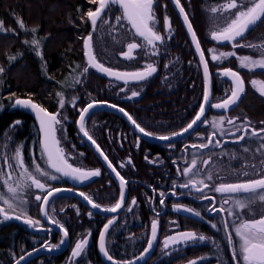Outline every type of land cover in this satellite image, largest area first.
<instances>
[{
  "label": "trees",
  "instance_id": "1",
  "mask_svg": "<svg viewBox=\"0 0 264 264\" xmlns=\"http://www.w3.org/2000/svg\"><path fill=\"white\" fill-rule=\"evenodd\" d=\"M160 1L167 3L175 20L176 33L173 35L171 52L183 56L182 74H184V78L180 79L176 87L168 91L161 90V82L158 79L153 90V95H150L149 98H153V101H158L169 97L171 98L169 104L173 101L177 102L179 110L186 115L181 116L178 121L172 120L170 117L169 121H166L169 127L164 125V128H160L157 116H148L146 118L143 114L134 112L132 117L147 132L164 136L180 131L191 121L194 114L191 112V106L189 105L190 92L197 93L195 96L196 102L201 100L204 82L200 67L197 65L194 52L180 19L168 0ZM207 1L213 0H179L198 38L210 72L213 74L215 68H231L236 70L233 59H229L218 65L209 58V50L215 43L206 38L205 35L207 29L210 27L207 26L208 23L204 10V5ZM95 8L96 3L91 2V0H0V23H2L4 30L0 32V54L1 51L4 52L0 55V68H3V72H0V102L3 103L5 108L0 113V132L16 120L26 119V121L23 120L25 123L34 121L32 117L23 115L18 110L9 111L15 98L31 99L52 114L58 110L55 98L58 89L56 79L62 78L68 73L72 65L84 62V38L91 32V23L86 14L89 11L95 10ZM156 11L160 18L163 12L162 7L158 5ZM20 20H22L26 29H28L27 31L19 27L18 21ZM32 28L37 30L35 34L38 36L41 44L40 55L28 43L32 40L30 31ZM159 28L162 29L161 21H159ZM263 31L264 18L258 21L250 34ZM117 41L122 42L123 39L120 36H116L108 43L110 53L116 51L112 48L119 46ZM176 41H178L177 44ZM10 57H15V59H10ZM105 64L106 67L111 65L110 63ZM239 74L246 86L241 101L233 111L242 110L249 118L256 121H264V97L258 94L250 85L251 80L264 82V71L241 70ZM92 77L98 80V85L104 82V80L94 73L91 74ZM211 80L213 98L220 82L213 76ZM191 83H193V86ZM222 83L230 85L227 80H223ZM173 91H175L174 96L176 98H173L172 95H166V93ZM94 94L96 98L91 102L107 101L112 103L111 98L108 96L101 95L98 92H94ZM81 98L84 100L83 97ZM86 102L88 104V101ZM154 105L159 109L160 117L158 118L164 116L161 113L170 111L172 108V105L169 108L164 107L160 103H154ZM75 107L77 108L65 107V113L69 119L66 130L69 147L71 152L80 154L81 159L80 164L76 161L73 164L75 167H81L82 169L99 168L101 170L100 174L89 185L78 190L87 195L95 204L100 205L101 208H112L119 200V189L96 155L82 142L77 134L75 121L78 117V106ZM198 107L199 105L196 103L193 111H197ZM217 113L222 114V112ZM85 128L111 164L124 178H127L130 170L122 171L118 167L117 162L120 159L119 157L128 156L131 158L133 164V174L130 178L135 181L128 184V199L131 202L135 200V204L133 207L128 206L118 217L117 221L113 222L114 224H112L107 232L105 246L107 238L112 234V230L121 222L125 223L127 231L131 234H138L148 226L151 227L153 221L157 222L158 230L160 227L166 228V224L169 223L168 213L167 209L161 208L160 200L162 196L160 193H164L165 195L173 188L174 184L183 185L190 180H187L183 170L190 165V154L192 155L193 152L199 151L197 148L193 151L188 146L199 130L182 141L165 145L164 151H160L161 145L157 144L149 145L142 142L141 146L135 147V136L131 138L130 131L126 125L115 115L107 111L90 114L85 121ZM215 130L218 131L217 129ZM228 133L231 134V130ZM117 136L121 138V142L118 145L116 144ZM216 137L218 138L217 135ZM237 137H231L228 139L231 140L230 143L220 145L221 151L239 153L238 148L249 141V139L246 137L243 140L244 142L239 143L237 142ZM140 148H143V151ZM248 148H252V144H248ZM148 149H151L153 153H157L156 157L160 161L158 166H152L146 162L145 157L150 158L152 156L149 154ZM30 156L32 160V152H30ZM43 168L49 173L52 172L46 166ZM175 171H178L179 176L175 175ZM159 174H164V176L160 178ZM196 176L197 180H204L206 184L210 185L209 187L215 185L212 180L205 181L206 175L202 172L196 171ZM47 183L52 186V189L68 187L67 182L61 177L53 183L50 181ZM184 193L188 194V191L186 190ZM206 193L207 191L200 192L204 196L207 195ZM202 197L198 194V198ZM178 201L185 206L194 208L196 212L200 213L202 220L184 216L180 217L177 214H173L172 219L177 230L205 235L208 241L202 245L182 248L178 250L177 254L154 263L156 253L154 259H152L153 262L150 258L145 264H181L199 257L203 261L200 264H236L232 253L233 244L238 247V241H236L233 235V224L236 222L238 225L242 221H239L234 214H228L231 205L227 206L225 204V208L222 207L225 211H223V214L218 213L216 218L212 217L205 210L209 205L207 199L195 203L189 198ZM178 201L174 202L177 204ZM171 202V198H168L164 205L167 207ZM217 203L220 206L218 200ZM0 205L7 209L1 203ZM51 209H54L55 216L52 215ZM13 213L20 215L24 219L31 218L33 221L41 219L40 206L37 204L29 206L24 213L18 211ZM156 213L161 214L157 215ZM48 215L52 221H57V224L62 225L67 231L71 246L80 238L89 237L88 245L79 258L83 263H80L78 260L76 264H88L89 261H92L93 264H104L98 250V240L102 229L111 219L91 213L77 199L69 195L60 196L53 200L49 205ZM52 217H55L56 220ZM112 220L114 221V219ZM225 222H227V228H225ZM212 224H216L217 227H211ZM229 233L232 235L233 244L229 243ZM141 235L145 236V234ZM59 239V235L54 231L43 230L33 234L25 225L17 222H6L0 225V259L5 264H11L24 253L41 247L44 243L57 244ZM118 244L120 245V250L107 249V246L106 250L112 258L119 261H128L138 257L147 246L144 247V240L140 236H135L132 240L128 241L118 238ZM11 248L14 249L13 259H9L8 257ZM6 249H8V253H6ZM64 256H41L30 260L26 264H60Z\"/></svg>",
  "mask_w": 264,
  "mask_h": 264
},
{
  "label": "rangeland",
  "instance_id": "2",
  "mask_svg": "<svg viewBox=\"0 0 264 264\" xmlns=\"http://www.w3.org/2000/svg\"><path fill=\"white\" fill-rule=\"evenodd\" d=\"M227 2L228 0H213V1H207L205 3L204 10L206 14V20L208 23L207 26H210L207 29V32L205 35H206V38H208L209 40H212L215 43V45L211 47L210 49H215L216 55H219L220 53H227V52H234L235 55L228 56L227 58H221L219 60H213L212 59L213 53L209 51L210 60L220 65L229 59H233L234 64L236 65V70L231 69V68H228V69H231L238 73H240L241 70H248V71L263 70L264 71V69H261L258 67L252 68V69L243 68L240 66V60H239V58L243 56H250L254 59H260L261 52L264 51V49L253 48V47H233L232 45L236 43V41L222 44L212 39L211 33L213 31L223 28L225 24L230 19L233 18L232 12H235V9L231 10V12L218 11L216 13H213L211 9L220 8L222 5L226 4ZM158 5L162 7V11H163L162 19L158 17V14L156 11ZM97 7H98V3H96V8ZM153 12L155 15L154 30L158 34L161 35L159 31L160 29L159 21H162L163 22L162 26H163V31H164V33L161 35L164 38L163 41L155 42L154 49L152 48V46L146 45V42L143 40V38L135 35V31L132 29V27L130 26L127 20L121 19L119 22L117 21L116 19L117 17L123 16V11L118 4H111L107 8V10L104 13H102L101 18L98 19L95 29H93L91 25L90 34L92 35V45H93L92 50L96 57V60L99 63L103 64L104 66H106L105 63L107 64L110 63L111 65L108 67L118 68L121 71H132V72L143 71L148 64H152L156 68L155 74L157 75L159 74V77H160L159 82H161V90L168 91L176 87L180 79L184 78V74H182L183 56L179 55L178 53L173 54L171 52V43L174 37L173 31H174V27L176 28V26H175L174 17L172 16V13L169 10V7L167 6V3L165 1L154 0ZM165 18H167V21L169 22L168 24L165 23ZM251 30L246 32L243 38H238V42L241 45L251 44V45L264 46V31L260 33L250 34ZM3 31H0V32H3ZM31 36H32V39L34 38L38 39V36L35 33L31 32ZM116 36H120L123 39V41L122 42L117 41L119 46L117 48H112L113 50H116V51H113L112 53H110L109 48H108V43L111 42ZM124 37H127V38H124ZM133 42L141 45V47H138L137 49L133 50L132 52V55L134 57L133 59H128L125 56H123L122 53L127 52L128 51L127 44L133 43ZM177 42L178 41H176V44ZM31 46L35 52H39L40 46L38 49L34 45H31ZM83 50H84V44H83ZM3 53L4 52L1 51L0 55H2ZM86 67L88 68V71L84 72V69ZM224 69L226 68H215L213 71V74L210 72V74H212L211 78L213 76L218 82H220L218 90L216 91L214 97L212 98V104L222 103L225 99H227L231 95V89L233 87L232 83L228 81L230 84L229 86L227 83H222L223 80H227L222 75V72ZM92 73L97 75L100 79L104 80V82L100 83V85L102 86L98 85L99 83L98 80H95L93 77L91 78ZM151 80L152 78L144 82L125 83V82L118 81V80L103 78L99 76L98 74H96L92 70L91 67H89V65L85 61V57H84L83 63L79 62L77 64L72 65L68 73H66L62 78H57L56 81H57L58 89L56 91L55 98H56V104L58 106V110L54 112L53 114H58L57 119L60 120V124H57L55 126L56 127V137L60 141L59 146L63 149L67 162L69 164H72L73 167H75L73 162L76 161L78 164H80L81 159H80V154L71 152L70 147H69L68 135L66 131L67 123L69 122V119L65 113L66 106H70L72 108H77L75 106H78L77 112L79 116L81 110L87 105L86 101H88V104H89V102L93 101L96 98L94 92H98L101 95H106L111 99L113 98L123 99V100L138 99L143 95L146 84L150 82ZM252 81L253 80L250 81L251 87L258 94H260L259 88L261 85L257 84L254 86L251 83ZM255 81L262 82L259 80H255ZM191 85L193 86V83H191ZM244 86L246 85L244 84ZM134 91L137 92L138 95L133 97L132 92ZM58 93L62 94L63 96V99H64L63 108L59 106L60 96H58ZM203 96H204V90L202 93L201 100H198V102H196L198 103V105H201ZM261 96L264 97V95H261ZM81 97H83L84 100H82ZM16 100L17 98H15V100L12 102V105L9 108V111L18 110L19 112L23 113V115L30 116L24 109L17 107V105L15 104ZM211 108L212 110H211V114L208 117L209 119H207L203 123L202 126L204 125L208 126L206 130L209 133H212V134L215 133L219 138L220 144L224 142L226 139H230L231 137L233 138L235 136H238V137L241 136L244 127L254 126L256 127L254 128L255 130L264 127V123H262L264 121L260 122V121L253 120L249 118L242 110H238L236 112V110L233 111L234 109L233 108L231 110L226 111L225 113H222L223 115H221L220 113H217L214 110L217 108H214V107H211ZM4 109L5 108H4L3 103L0 102V113L4 111ZM221 117L224 118L223 123L221 125L222 131L220 130L216 131L212 127V123L213 121H220ZM77 119L75 121V126H76ZM23 120L26 121V119H23ZM23 120L14 121L13 123L5 127L0 132L1 133L0 135V195L5 196V198H9V199L12 198V194L7 192V185L4 184V180H8V184L12 185L13 187L17 186L18 182L22 184V187L18 189L15 200L13 201V204H14L13 209H8L7 205L3 204V202L0 201V203L3 206L7 207L6 209L0 205V207L5 209V212L8 214V217H9L6 219L4 215L2 217L0 216V225L5 224L6 222H9V221H14V220L17 222H21L20 219L15 218L16 216L13 212L18 211V212L24 213V211L28 209L29 206H35L36 204L40 206L42 199L36 200L35 197L39 195L43 198V196L48 192V190L52 189V186L49 185L47 182L50 181L53 183L57 180V179L52 180L47 177L41 176L39 173L35 171V167H34L35 164H39L41 170L43 171H45L43 168L44 166H46L49 170L50 168L48 167L46 158L42 154V148L40 144V133H39V129H38L36 122L31 121V122L25 123V121ZM228 120H233V123H228ZM17 121H19L20 123L17 124L16 123ZM159 123L161 124L162 122L159 120ZM166 123L167 122L165 121L164 124ZM238 128L240 129V131H237ZM229 130H231L232 132L231 134L228 133ZM233 133H235V135H233ZM130 136L131 138H134L132 131H130ZM116 139H117L116 144L117 145L118 143L120 144L121 138L117 136ZM247 139H249V141H247L246 143H244L238 148L239 153L238 152L237 153L236 152H233V153L222 152L221 148L216 147L214 142L210 144L209 147L207 148H200L199 147L200 144L197 143L196 148L199 151L195 152L196 159L190 154L189 164L192 162L193 159H195L196 160L195 170L197 172L204 173L206 175V178H205L206 180H208L207 179L208 175L212 176L211 180L215 184L212 187L213 189L215 186H219L221 183H246L253 179L262 178L264 177V148H261V145L264 144V135L260 137H255V136H252L251 133H248ZM135 142H136V139L134 141V144ZM205 143L206 141H204L201 144H205ZM252 143H254L253 147L248 148V144H252ZM18 147L21 148L25 167L28 168L29 172H31L32 175L36 176L38 179L41 180L42 183L46 185L43 191L36 189L33 185H31V180L27 179V177L23 175L24 170L18 166L16 160L13 158L15 155V150ZM245 149H247V151H245ZM30 152H32V160H31ZM119 158L120 159H118V162H117L118 167L122 171L130 170L128 167V165L131 164L130 157L126 156V157H122V158L119 157ZM205 161H207V163H204ZM146 162L152 166H158L160 163L157 157L147 158ZM9 164H11V167H9ZM76 168L82 169L81 167H76ZM187 168H189V166ZM97 169L99 168H94V169L86 168L82 170L95 171ZM50 174L58 176L53 171ZM188 175L189 173L185 174L187 180L190 179L192 181H199L196 178L197 176L190 178L188 177ZM201 185L202 184L196 183L195 186L199 188ZM258 191L264 192V190H258ZM211 195H214L217 198L219 205L221 207L225 208L226 205L227 206L231 205L230 210L231 212L234 213V216L239 219V221L240 220L242 222L245 220L252 221L253 219L259 220L261 218H264V201L260 200L259 198L253 199L251 201H246L248 206L243 209L236 207L234 201L236 199L245 200V197L249 195L248 193L227 194V193L215 192V193H212ZM171 200L172 202L167 205L169 223L166 224L167 226L166 228H163V227L159 228L158 244H157L155 252L153 253V256L151 257V260L154 259V256L157 253L156 260L154 263L165 260L169 258L170 256L177 254L178 250H181L182 248H185L187 246L188 247L193 246V245H202L206 241H208V238L205 237V235H202L196 232H191V231L180 232L177 230V227L174 224V221L172 219L173 214H177L180 217L182 216L194 217L200 220H202V217L201 215L196 216L194 214L196 212L194 208L185 206L181 204L179 201L176 204L174 202L176 200H174L173 198H171ZM224 200H228V203L226 205L225 203H223ZM130 203L131 201L129 200V204ZM208 206L205 208L207 212H208ZM186 208L192 209V212L185 211L184 209ZM51 212H52V215L55 216L54 209H51ZM209 214L212 215V213H209ZM228 214H229V211H228ZM217 216L218 214L215 217L217 218ZM52 218L55 219V217H52ZM36 221H39V223L32 225L33 229H37L40 227L46 229L45 225L42 224L43 222H41L42 221L41 219L36 220ZM235 223L236 222H234L233 224L234 225L233 235L236 241H238V238L235 235V227L238 226L241 222H239L238 225L237 223L236 224ZM182 233H192L197 238L196 239H179V242L177 243H173L171 240H169V237L179 238L180 234ZM141 234H145V236L144 235L142 236ZM135 236H140L144 240V247H145L150 237V226H148L146 229L139 232L138 234H131L130 232L127 231L125 223L121 222L118 226H116L114 230H112L111 236L107 238V242H106L107 249L112 248L114 250H120V245L118 244V238H122L128 241V240H132ZM199 236H204L205 239L200 240L198 239ZM59 238L60 239L57 244L44 243L43 245H46L48 247H52L53 245H55L57 248L59 245L62 244L61 243L62 239L60 235H59ZM83 239H87V241H89V237L85 236L83 238H80L74 244H72V246L70 244L69 245L70 247L67 250V252L62 254L65 256L60 264H76L77 263L81 255L73 257L72 253H73V249L75 248V244ZM166 241L168 242L167 247H165ZM87 245L85 246L84 250L86 249ZM237 246L239 247V241L237 243ZM52 248H55V247H52ZM13 250L14 249L11 248V252L8 255L9 259H13L14 257ZM6 253H8V249H6ZM41 256H53V255H41ZM16 260H14L12 263H14ZM79 262L83 263L81 259L79 260ZM202 262H203L202 259L199 257V258H195V260L185 261L181 264H200ZM0 264H5V263L3 260L1 261L0 259ZM88 264H93V263L92 261H89ZM241 264H243L242 260H241Z\"/></svg>",
  "mask_w": 264,
  "mask_h": 264
},
{
  "label": "snow or ice",
  "instance_id": "3",
  "mask_svg": "<svg viewBox=\"0 0 264 264\" xmlns=\"http://www.w3.org/2000/svg\"><path fill=\"white\" fill-rule=\"evenodd\" d=\"M93 3H98V7L95 11H89L86 15L88 19L90 20V23L95 29L97 20L101 18L102 13H104L107 8L111 4H118L123 9V16L117 17V21L119 22L121 19L127 20L133 29H135V35L142 37L143 40L146 42V45L152 46V48H155V42L163 41V37L158 34L154 30L155 26V15L153 12V4L154 0H91ZM176 3H179V0H176ZM235 9V12H232V19H230L223 28L218 29L216 31H213L211 33V37L213 40L218 42H233L236 41L232 46L233 47H253V48H262L264 49V46L261 45H251V44H245L241 45L238 42V38H243L244 34L247 30L250 29L251 26L255 25L257 21H260L262 18H264V0H228V2L224 5H222L220 8H212L211 11L213 13H216L218 11H228L231 12V10ZM180 12L184 13L183 7L180 8ZM106 22V21H105ZM184 22L187 25L188 32L191 33L192 40L196 44V50L200 53V60L203 63L204 68V75L205 80L209 79V70H208V63L205 60L204 52L200 48V44L196 38V34L192 29L191 22L189 21L188 15L184 14ZM19 27L21 29H25L26 26L23 24L22 20L18 21ZM165 23L168 24L167 18H165ZM170 27V25H169ZM0 31H3L2 23H0ZM32 33H35L37 30L35 28L30 29ZM31 45H34L37 49L40 46V41L38 39H32L30 42ZM84 47L86 49L85 55L88 57V64L89 67L95 68L96 70L110 76L115 77L117 80H124L125 83H127L129 80L133 81H140L146 79L148 76H150L153 72L156 71V68L152 64H148L146 68L143 71H136V72H118L114 71L111 68L105 67L103 64L99 63L96 60L95 55L93 54V45H92V35L89 34L87 37L84 38ZM138 47H141V45L133 42L127 44V52H123L122 55L125 56L128 59H133L132 52L134 49H137ZM210 52L213 53L212 59L213 60H219L221 58H227L228 56L235 55L234 52H227V53H220L219 55H216L215 49H210ZM40 55V53H37ZM155 54V53H153ZM10 59H15V57H10ZM240 60V66L243 68H261L264 69V51L261 52V58L260 59H254L250 56H243L239 58ZM88 68L86 67L84 69V72H87ZM0 72H3V68H0ZM222 75L225 77H229L232 80V89H231V95L225 99L222 103H216L210 105L211 107L217 108V109H228L230 105H234L237 103V101L240 98V95L245 91L244 89V81L239 75L238 72L233 71L231 69H224L222 72ZM254 86L257 84H260V94L264 95V82H258L253 80L251 82ZM138 95L137 92H132V96ZM58 96H60L59 99V106L61 108L64 107V99L62 94L58 93ZM204 103L200 105L199 113L195 116V118L191 121V123L188 124L186 128L182 130L181 133H173V136L181 135L182 133L188 132L189 129H192L194 125L197 124L198 121H201V117L203 116L205 112V104L209 101V91L206 84L204 96H203ZM16 105H21L27 108H31L37 116V119L40 121V129L43 132V140L41 141V148H42V154L46 158L48 167L51 169H54L56 173H61L65 177H70L74 180L83 181L86 179H89L91 176H98L100 174V170L97 169L95 171H84L80 168L73 167L71 164L67 162V159L65 158V154L63 149L59 146L60 141L56 137V125L60 124V120L57 119L58 114H52L48 113L46 109L41 107L38 104H35L31 101V99L27 100H21L17 99L15 101ZM94 104H88V106L81 110L80 112V131L83 133L85 137H87L93 144H95V140L92 138L91 135H89L88 131L85 128V115L89 112V109L93 108ZM111 107L115 108L116 105H111ZM119 111L123 112L125 116L128 117L132 123L139 128V131L143 133L146 136H151L152 133L146 132L144 128H141L139 124H136V121L132 119V117L124 111L123 108H120ZM224 118L221 117L220 121H213L212 127L222 131L221 125L223 123ZM17 124L20 122L17 121ZM228 123H233V120H228ZM264 123V122H262ZM237 131H240L238 128ZM260 132H264V129H261ZM215 135V133H213ZM235 135V133H233ZM247 135V129L245 130V135H241L237 137V140H244ZM252 136L259 135L255 129L251 132ZM161 140H169L171 137L168 136H162L159 137ZM212 143V138L209 137L208 143L200 144V148H207ZM217 144H219V141H216ZM192 147H197V145H192ZM261 148H264V144L261 145ZM97 150L100 151L99 146L97 145ZM247 151V149H245ZM100 155L104 156L105 161L108 160L107 156L104 155L102 151H100ZM18 166L22 168L23 175L27 177V179L31 180V185H33L36 189H39L43 191L46 187L44 183L41 182L40 179H38L36 176L32 175L31 172H29L28 168L25 167L24 160H23V154L21 151V148H17L15 150V155L13 157ZM130 163V161H129ZM204 163H207L205 161ZM192 168H185L184 174H188L192 172V169L196 166V160L193 159L192 162ZM123 166V165H121ZM9 167H11V164H9ZM35 171L39 173L41 176L47 177L52 180H56L59 177L56 175H52L47 171H43L40 168L39 164H35ZM108 167L112 169L113 172H115L116 176L119 177L120 180V187H121V195L120 200L117 202L114 207L104 209L105 211H112L115 212L117 209L121 208L123 202H124V187L127 183L124 177L120 176V173L116 171L115 167L111 164V162H108ZM208 180L212 179L211 175L207 176ZM196 183L199 184H205L204 180L199 181H192L189 180L188 183L181 185V187H188L189 184H192L195 186ZM4 184L7 185V192L12 194V198H5V196L0 195V201L3 202V204L7 205L8 209H13L14 204L13 201L15 200V197L17 195L18 189L22 187V184L20 182L17 183V186L13 187L12 185L8 184V180H4ZM208 185L205 184V187ZM198 191H202V189H197ZM258 190H264V177L259 179H253L246 183H221L219 186L214 187V191L218 193H227V194H234V193H248L249 195L245 197V200L236 199L234 201L236 207L238 208H245L247 207L246 201H251L253 199L259 198L260 200L264 201V192H260ZM62 189H49L47 192V195L43 196V198L39 195L35 197L36 200L43 199V204L47 205L49 197L53 195V192H60ZM81 196L84 197V199L92 205L94 208H99L100 205L95 204L87 195H85L83 192L80 193ZM160 195L163 197L164 193H160ZM212 199V198H209ZM133 204H135V200L132 201ZM160 203L163 204V199L160 200ZM223 203L227 204L228 200H224ZM18 206V205H17ZM179 207V206H177ZM185 211L192 212V209H184ZM210 211H225V209L220 208L216 209L215 206L209 209ZM229 214H234L231 212V210H228ZM0 214H3L4 217L7 219L8 214L5 212V209L0 207ZM196 216H199V212L194 213ZM45 215L47 213L45 212ZM16 219H21L20 215H17L15 217ZM25 223L29 225H35L38 224L39 221H33L31 218H26L24 220ZM52 223H58L57 221H51ZM113 223L112 220L108 221V224L104 226V231L100 233L99 237V246L100 251L104 253V255L111 260L112 257L108 255V252L105 250V233L108 231L109 225ZM60 230L64 233V236H67V231L63 228L62 225L59 226ZM211 227L216 228V224H212ZM225 228H227V222H225ZM157 232V222L153 221L152 223V237L155 239ZM235 235L238 238L239 241V247L237 248L235 244H233L232 235L229 233V243L233 244V260L236 261V264H241V260L243 261V264H264V218H261L259 220L253 219L252 221H243L238 226L235 227ZM197 237L192 233H182L180 234L179 238L177 237H169V240H171L173 243L179 242V239H196ZM198 239L204 240V236H199ZM61 243H64L62 240ZM88 241L87 239H83L75 244V248L73 249V257L80 256L83 252L85 246L87 245ZM168 242H165V247H167ZM52 247H56L53 245ZM152 247V241H148V248L145 249V252H147ZM239 258V259H238Z\"/></svg>",
  "mask_w": 264,
  "mask_h": 264
},
{
  "label": "water",
  "instance_id": "4",
  "mask_svg": "<svg viewBox=\"0 0 264 264\" xmlns=\"http://www.w3.org/2000/svg\"><path fill=\"white\" fill-rule=\"evenodd\" d=\"M169 2L171 4V6L173 7V9L175 10V12L177 13L178 18L180 19V21L182 23V26H183V28H184V30H185V32L187 34V37H188V39L190 41L191 47H192V49L194 51L195 57L197 59V62L199 64V67H200L201 72H202V75H203L204 86L206 87V84H207V87H208V91H209V101H208L207 104H205V112H204L203 116L201 117V121H198L197 124L194 125L192 129H189L188 132L182 133L181 135H177V136H173V135L172 136H169V137H171V139H169V140H161V139H159V137L146 136L143 133H141L139 131V128H137L132 123V121H130L128 119V117L124 115L123 112L119 111V109H120L119 107L116 106L115 108H113V107H111L112 104H109V103H106V102H98V101L91 102V104H94V107L91 108V109H89V112L85 115V121H86L87 117L91 113H94V112L99 111V110L109 111V112H112V113L117 114L118 116H120L123 119V121L129 126V128L132 130V132L135 133L142 140L147 141V142H150V143L163 144V145L164 144H168V143H172V142H176V141H179V140H182V139L186 138L191 133H193L196 130V128L200 125V123L203 121L205 115L207 114V112L209 110V106H210V103H211L212 81H211L210 70H209V67H208V70H209V79L206 82L205 75H204L203 63L200 60V53L197 52V50H196V44L193 42L191 33L188 32L187 25L184 22V14H186V12H185V10H184V13H181L180 12V8L182 7V5H181L180 2L178 4L176 3V0H169ZM122 11H123V9H122ZM257 23H258V21H257ZM130 26H131V24H130ZM253 26H251L250 29L247 30L246 32L250 31L253 28ZM192 29H193V27H192ZM133 30L135 31V29H133ZM193 31H194V29H193ZM196 38H197V36H196ZM219 43H228V42L225 41V42H219ZM200 48H201V46H200ZM201 50H202V48H201ZM85 51H86V49L84 47V57H85L86 63L88 64V57L85 55ZM92 70L96 74H98L99 76H101L103 78L117 80L115 77H110V76H108V75H106V74H104V73L96 70L95 68H92ZM114 71H116V70H114ZM118 72H120V71H118ZM150 76H148L146 79H148ZM225 78L232 83V80L229 77H225ZM146 79H144V80H146ZM144 80H140V81L129 80L127 83H131V82H141V81H144ZM118 81L125 82L124 80H118ZM243 93L240 95V98H239V100L237 101L236 104L230 105L228 109H222V110L228 111V110L233 109L238 104V102L240 101ZM21 100H27V99L21 98ZM32 102L35 103L34 101H32ZM203 103H204V101H203ZM35 104H37V103H35ZM87 106H88V104L84 108H86ZM17 107H19L21 109H24L32 117V119L36 122V124L38 126V129H39V133H40V144H41V141L43 140V132L40 129V121H39V119H37L36 113L31 108H27V107H24V106H21V105H17ZM85 121H84V123H85ZM76 130H77V134L79 135V137L81 138V140L96 155V157L98 158V160L101 162L102 166L105 168V170L107 171V173L113 179V181L117 185V187L119 189V193L121 195V187H120L119 177H117L116 174H115V172H113L112 169L108 167L109 160L105 161L104 156H101L100 155L101 149L99 148L100 151H98L97 150L96 143L93 144L80 131V114H79L78 119H77V122H76ZM181 132L182 131H180L178 133H181ZM50 170L53 171L54 173H56L54 169H51L50 168ZM56 174L59 175L61 178H63L65 181H67V183H69L72 186V188H56V189H62V191H60V192H53V195L49 197V200H48V204L47 205H44L43 204V199H42L41 204H40V217H41V220H42L43 224L45 225V228L46 229L41 228V227L40 228H37V229H33L32 228V225H29V224H27V223L24 222V220H25L24 218H21L20 219L21 222H17V221L14 220V221H9L7 223L17 222L19 224L25 225V226H27L28 230L30 232H32V233H37V232L43 231V230L55 231L56 233H58L60 235V237L64 241V243H62L57 248L56 247L55 248H52V247H48L46 245H43L41 247H38L36 249H33V250H31V251L23 254L21 257H19L12 264H26L30 260H32L34 258H37V257H40L41 255H53L54 256V255H62V254H64V253L67 252V250L69 249V245H70V240H69L68 235L67 236H64V233L60 230V227H59L60 225H58L57 223H52L51 222L52 220L49 218L48 213H47V209H48V206L50 205V203L53 200H55L56 198L60 197V196H64V195L72 196L75 199H77L85 208H87L92 213H94L96 215H99V216H102L104 218H111V220L114 219L116 216H118L123 211V208H124V206L126 204V201H127V188H126V184H125V187H124V190H123L124 191V202H123L121 208L117 209L115 212H112V211H105L104 208H101V207H99V208L92 207V205L89 204L84 199V197L80 195L81 192H79L78 190H76V189L73 188V187H79V186L87 185V184L91 183L97 176H91L89 179H86V180H83V181H79V180H74V179H72L70 177H65L61 173H56ZM45 195H47V193ZM119 200H120V198H119ZM45 212L47 213V215H45ZM0 216L2 217L3 214H0ZM15 216H17V215H15ZM107 224H108V222H107ZM112 224L109 225L108 230L110 229V227L112 226ZM28 225H29V227H28ZM103 231H104V228L102 229L101 232H103ZM107 232L105 233V238H106ZM149 240L152 241V247H151V249H149L147 252H145V250H144L138 257H135L134 259H131V260H128V261H119V260H116L114 258H112L111 260H109L104 255V253L100 251L99 240H98V250H99L101 259H102V261H103L104 264H145L153 256V253L156 250V247H157V244H158V240H159V230H158V227H157L156 237H155V239H153V237H152V225H151V227H150V237H149ZM146 248H148V243H147ZM105 250H106V246H105Z\"/></svg>",
  "mask_w": 264,
  "mask_h": 264
},
{
  "label": "flooded vegetation",
  "instance_id": "5",
  "mask_svg": "<svg viewBox=\"0 0 264 264\" xmlns=\"http://www.w3.org/2000/svg\"><path fill=\"white\" fill-rule=\"evenodd\" d=\"M170 3V2H169ZM176 15H177V13H176ZM177 17H178V15H177ZM160 19H162V14H161V17H160ZM181 22V21H180ZM161 23H163L162 21H161ZM159 29V28H158ZM159 31H160V33H161V35L164 33V31H163V26H162V29L160 30L159 29ZM176 33V28L174 27V31H173V34H175ZM142 38V37H141ZM198 39V38H197ZM190 42V41H189ZM200 44V43H199ZM222 44H224V43H222ZM191 45V44H190ZM201 46V45H200ZM193 50V49H192ZM194 52V51H193ZM205 56V55H204ZM194 57H195V54H194ZM195 59H196V57H195ZM206 59V58H205ZM196 61H197V59H196ZM207 61V60H206ZM198 63V62H197ZM199 65V64H198ZM108 68H111V67H108ZM111 69H113V70H116V71H120V72H132V71H121V70H119L118 68H111ZM201 70V69H200ZM202 73V72H201ZM202 77H203V75H202ZM152 78V80L150 81V82H148L147 84H146V86H145V91H144V93H143V95L140 97V98H138V99H132V100H123V99H115V98H113V99H111V101H112V103H110V102H107V101H98V102H106V103H109V104H112V105H116L117 107H119V108H123L124 109V111L125 112H127L131 117H132V114H134V112L135 113H139V114H143V116H145L146 118L148 117V116H157V120L159 121H161L162 123L160 124V128H164L165 126L164 125H166V127H169L168 126V124L166 123V124H164V122L165 121H169V118L171 117V119L172 120H175V121H178L179 119H180V117L181 116H183V115H186L185 113H183V112H181L180 110H179V108H178V105H177V102H172L171 104H169V101L171 100V98H169V97H167V98H165V99H163V100H158V101H153V98H149V96L150 95H153V90H154V87H155V85L157 84V80L160 78L159 77V74L157 75V74H155V72H153V74L148 78V79H151ZM193 78V77H192ZM148 79H146V80H148ZM226 79V78H225ZM146 80H144V81H146ZM144 81H141V82H144ZM212 81V80H211ZM228 81V80H227ZM230 82V81H229ZM244 89H245V86H244ZM151 90H152V92H151ZM176 91V90H175ZM175 91H173V92H170V93H166V95H172L173 96V98H176V96H174V92ZM204 91H205V86H204ZM245 92V91H244ZM190 94H191V98H190V100H189V105L191 106V112L194 114L193 115V118L191 119V121L195 118V116L197 115V113H199V110H200V105H199V107H198V109H197V111H193L194 110V108L196 107V93L195 92H190ZM243 95H244V93H243ZM243 95H242V97H243ZM242 97H241V99H242ZM115 99V100H114ZM241 99H240V101H241ZM142 100V101H141ZM140 101V102H139ZM203 101L204 100H202V102H201V104L203 103ZM239 101V102H240ZM239 102H238V104H239ZM154 103H160L161 105H163L164 107H166V108H169L170 107V105H172V108L170 109V111H166V112H163V113H161V114H164V116L163 117H161V118H158V117H160V114H159V109H158V107L157 106H155L154 105ZM237 104V105H238ZM210 105H212V95H211V103H210ZM236 105V106H237ZM235 106V107H236ZM234 107V108H235ZM211 110H212V108H211V106H209V110H208V112H207V114L205 115V117H204V119H203V121L200 123V125L196 128V130L193 132V133H191L189 136H191V135H193L197 130H199V132L197 133V135H195V137L192 139V141L188 144V146L189 147H191L192 149H193V151H195V149H196V147H192V145H197V143L198 144H201V143H203L204 141H206V143H208V139H209V137H211L212 138V143L214 142V144H215V146L216 147H219L220 145L222 146V145H224L225 143H230V141L231 140H228V139H226L224 142H222L221 144L219 143V144H217L216 143V141H219V139L216 137V135H213V134H210L206 129L208 128V126H206V125H204V126H202L203 125V123L207 120V119H209L208 117H209V115L211 114ZM216 112H222V113H225L226 111H224V110H222V109H214ZM99 111H104V110H99ZM99 111H96V112H99ZM107 112H109V111H107ZM110 113H112V112H110ZM113 115H115L118 119H120L125 125H126V127L128 128V130L129 131H132L130 128H129V126L123 121V119L120 117V116H118L117 114H114V113H112ZM221 115H223V114H221ZM188 116H190V115H188ZM165 118V119H164ZM132 119L134 120V118L132 117ZM191 121L189 122V123H191ZM261 122V121H260ZM188 123V124H189ZM136 124H137V122H136ZM188 124H187V126H188ZM186 126V127H187ZM186 127H184V128H186ZM142 128V127H141ZM183 128V129H184ZM254 128H256V127H254V126H247V127H244V129H243V131H242V135H245V130L247 129V135H248V133H251L252 132V130L254 129ZM261 129H264V127H262V128H259V129H257L256 131H257V133H259V135H256L255 137H260V136H262V135H264V132H260V130ZM182 130V129H181ZM146 131V130H145ZM147 132V131H146ZM178 132H180V131H178ZM178 132H176V133H178ZM133 133V132H132ZM133 135L135 136V138H136V142H135V146L138 148L139 146H141V143L142 142H144V143H147V144H149V145H152V144H156V143H150V142H147V141H144V140H142L141 138H139L135 133H133ZM173 134H170V135H164V136H172ZM247 135H246V137H247ZM151 136H154V137H162L161 135H154V134H152ZM189 136H187L186 138H188ZM186 138H184V139H186ZM184 139H182V140H184ZM182 140H179V141H182ZM179 141H176V142H179ZM83 142V141H82ZM176 142H172V143H168V144H173V143H176ZM237 142H244L243 140H237ZM84 143V142H83ZM211 143V144H212ZM85 144V143H84ZM168 144H157V145H161V149H159L160 151H164V146L165 145H168ZM86 145V144H85ZM97 145V144H96ZM253 145H254V143H252V147H253ZM87 146V145H86ZM88 147V146H87ZM89 148V147H88ZM90 149V148H89ZM91 150V149H90ZM140 150L141 151H143V148H140ZM149 150V154H151L152 156H151V158H153V157H156V155H157V153H153V151L151 150V149H148ZM192 156L196 159V156H195V153L193 152L192 153ZM147 159V157H145V160ZM130 161H131V164H129L128 165V167H129V169H130V171L128 172V175H127V178H124L125 180H126V188H127V201H126V204H125V206H124V208H123V211L128 207V206H131V207H133L134 206V204L131 202L130 204H129V199H128V184H130V183H132L133 181H135L134 179H131L130 177L132 176V174H133V171H132V168H133V164H132V160H131V158H130ZM114 167V166H113ZM189 168H192V164L190 163V165H189ZM116 169V168H115ZM117 170V169H116ZM84 171H93V170H84ZM117 172H119L118 170H117ZM120 173V172H119ZM175 173V175L176 176H179V173H178V171H175L174 172ZM56 174V173H55ZM59 176V175H58ZM120 176H122L121 174H120ZM162 176H164V174H159V177L160 178H162ZM196 176V170H195V168H193L192 169V172H190L189 173V177L191 178V177H195ZM123 177V176H122ZM63 179V178H62ZM112 179V178H111ZM113 180V179H112ZM205 181H206V179H205ZM67 182V181H66ZM114 182V181H113ZM68 184V187H65V188H72V186L69 184V183H67ZM114 184H115V182H114ZM205 184H206V182H205ZM205 184H202L199 188H197L196 186H193L192 184H189L190 186H188V187H181V185H179L178 183H176V184H174L173 185V188L170 190V191H168L167 192V194H165L163 197H161V199H163V201H164V203H165V201L166 200H168V198H173V199H176V201H178V200H180V199H184V198H189L193 203H195V202H201L202 200H204V199H207L208 201H209V206H208V214L209 213H212V217H215L218 213H222L223 214V211H220V212H217V211H210L209 209L210 208H212L213 206H215V208L216 209H220V208H222L221 206H218V203H217V198L214 196V195H210V194H212V193H215L214 192V189L212 188V187H209L210 185L209 184H207L208 186V188L207 187H205ZM87 185H89V184H87ZM87 185H84V186H79V187H73L74 189H76V190H78V189H80V188H83V187H85V186H87ZM116 185V184H115ZM196 185V184H195ZM117 186V185H116ZM197 189H202V191H205V190H207V195L206 196H204V195H201L200 194V192H202V191H198ZM209 189V190H208ZM188 191V194H185L184 193V191ZM79 191V190H78ZM181 191V192H180ZM80 192V191H79ZM180 192V193H179ZM176 193V194H175ZM198 194H199V196H203L202 198H198ZM119 198H120V196H119ZM209 198H212V199H209ZM119 201V200H118ZM156 201V200H155ZM164 203L163 204H161V208H163V209H167V207L164 205ZM81 204V203H80ZM48 208H49V206H48ZM122 211V212H123ZM121 212V213H122ZM47 213H48V209H47ZM121 213L118 215V216H116L115 218H114V221L113 222H116L117 221V219H118V217L121 215ZM157 215H159V214H161V213H156ZM49 216V215H48ZM50 218V217H49ZM191 218H194V217H191ZM51 219V218H50ZM109 219H111V218H109ZM114 224V223H113ZM53 232V231H52ZM55 232V231H54Z\"/></svg>",
  "mask_w": 264,
  "mask_h": 264
}]
</instances>
